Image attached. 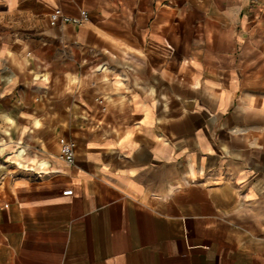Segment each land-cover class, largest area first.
Masks as SVG:
<instances>
[{
	"label": "crops",
	"instance_id": "1",
	"mask_svg": "<svg viewBox=\"0 0 264 264\" xmlns=\"http://www.w3.org/2000/svg\"><path fill=\"white\" fill-rule=\"evenodd\" d=\"M0 264H264V0H0Z\"/></svg>",
	"mask_w": 264,
	"mask_h": 264
},
{
	"label": "built area",
	"instance_id": "2",
	"mask_svg": "<svg viewBox=\"0 0 264 264\" xmlns=\"http://www.w3.org/2000/svg\"><path fill=\"white\" fill-rule=\"evenodd\" d=\"M87 19V14L82 13L79 18H70L62 13V11L57 8L51 12L49 17V22L52 27L62 28L66 24H81ZM60 149L62 158L68 163L73 164L75 160V144L67 139L62 138L60 140ZM71 190L65 191V195H70Z\"/></svg>",
	"mask_w": 264,
	"mask_h": 264
}]
</instances>
